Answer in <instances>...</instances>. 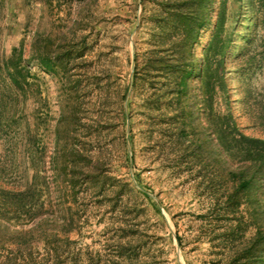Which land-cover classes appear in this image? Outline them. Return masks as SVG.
I'll return each instance as SVG.
<instances>
[{"label":"rangeland","instance_id":"obj_1","mask_svg":"<svg viewBox=\"0 0 264 264\" xmlns=\"http://www.w3.org/2000/svg\"><path fill=\"white\" fill-rule=\"evenodd\" d=\"M175 1L0 0V62L14 48H23L29 84L13 108L15 119L4 115L0 121V169L22 188L35 181L43 188L42 200L57 204L63 178L54 171L56 150L64 147L70 155L91 149L92 164H100V181L84 175L77 194L65 197L81 217L82 227L71 234L70 246L81 250L82 264H237L235 252L255 232L244 218L243 194L233 198L240 210H226L234 202L233 181L216 165L210 135L204 161L182 162L177 147L154 124L158 113L153 107L142 115L133 66L136 58L144 64L154 56L177 58L181 52L186 58L203 57L223 13L229 103L246 134L264 137L254 126L255 116L264 113V4L200 0L206 26L193 30L186 29L185 18L173 16L179 9ZM164 46L171 51H153ZM56 57L61 58L58 64L47 71L43 60ZM194 72L192 90L198 89ZM127 87L128 117L122 127L120 99ZM3 97L12 100L7 92ZM62 120L69 124L67 139L56 135ZM197 127V132L210 130L206 122ZM32 153L40 164L37 178ZM69 155L67 171L82 173L89 163ZM133 183L147 188L151 198ZM15 221L10 223L17 226ZM36 242L34 238L28 249L38 259L45 250ZM22 248L14 240L1 241L0 264L8 251Z\"/></svg>","mask_w":264,"mask_h":264},{"label":"trees","instance_id":"obj_2","mask_svg":"<svg viewBox=\"0 0 264 264\" xmlns=\"http://www.w3.org/2000/svg\"><path fill=\"white\" fill-rule=\"evenodd\" d=\"M174 3L183 11L178 12V9L173 16L185 18L186 29L191 26L193 30H200L206 26L205 11L200 0H176ZM262 3L264 4V0ZM158 17L164 19L163 14ZM193 23H196V26L192 25ZM224 26L222 13V20L216 23L203 57L188 55L186 58L181 52L177 58L171 55L154 56L148 58L144 64H140L136 58L133 89L138 87L142 92L143 116H147V107H153L158 113L154 124L160 127V132L169 139L172 146L177 147L179 161L191 164L204 161L208 153L210 135L214 144L211 149L215 153L216 165L218 168H224L233 181L230 201L233 202V198L240 193L244 195L245 201L247 200L244 211L248 213L244 218L247 226L255 230L235 252L233 260L237 264H264V137L246 134L238 122L239 117L230 106L224 57L227 43L222 40ZM182 35L180 34V37ZM184 46H181L180 51H185ZM153 51L156 54H164L171 50L164 46ZM22 57L23 48H14L12 54L0 62V78L4 83L0 86V121L4 119V115H8L9 119L15 117L16 111H13V108L19 104L20 96L26 92L29 85ZM59 59L61 58H46L43 65L49 71L58 64ZM194 71H197L199 80L198 89L192 90L190 80ZM160 79L164 82L160 83ZM128 88H125V93L120 99L119 125L123 124L122 127L126 125L128 117L124 104ZM4 92L10 95L11 101L5 100ZM163 107H167L168 111ZM255 117L257 122H254V126L258 125L264 133V113ZM198 118L200 119L197 121ZM63 120H67L65 115ZM63 120L56 129L58 139H67L69 124L66 125ZM203 122L208 123L210 130L202 128L197 132V126H202ZM9 123L7 122V125ZM67 153L62 147L56 150L55 156L52 157L58 164L54 171L63 178L59 190L61 200L57 204L50 202L48 205L42 200L43 188L40 190L35 181L22 188L16 182H10L6 176L8 172L0 169V243L11 239L24 246L17 253L8 251L1 264H82L81 250L74 252L70 246L73 243L71 234L82 227L81 217L74 215L73 206L67 203L65 197L72 192L73 195L77 194L76 191L82 185L80 179L87 177L84 175H91L94 181H100V177L96 175L100 164H92L91 149L83 154L74 150L70 155L82 158V161L89 164L82 167V173L74 168L72 172H68L65 164L66 156L69 155V152ZM222 154L225 155V160ZM31 157L32 166H37L34 175L37 178L41 174L40 164L33 153ZM76 175L79 179H76ZM137 184L140 185L139 182ZM137 184L133 183V188L146 198H151L147 188L138 189ZM241 206L240 202L234 200L226 206V210L237 211ZM13 220H16L17 226L10 223ZM120 229L125 230L126 226H120ZM34 238L37 239L36 245L45 250L38 259L28 249Z\"/></svg>","mask_w":264,"mask_h":264},{"label":"water","instance_id":"obj_3","mask_svg":"<svg viewBox=\"0 0 264 264\" xmlns=\"http://www.w3.org/2000/svg\"><path fill=\"white\" fill-rule=\"evenodd\" d=\"M134 71H135V65L133 66V74H134ZM127 131L129 132L130 131V126L128 125V127H127ZM129 149H130V147H129ZM150 194V193H149ZM151 195V194H150Z\"/></svg>","mask_w":264,"mask_h":264}]
</instances>
